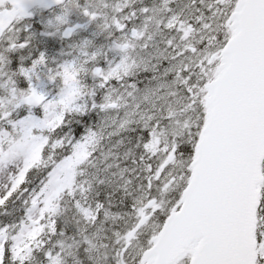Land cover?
I'll return each instance as SVG.
<instances>
[{
	"label": "snow or ice",
	"instance_id": "6c2138e0",
	"mask_svg": "<svg viewBox=\"0 0 264 264\" xmlns=\"http://www.w3.org/2000/svg\"><path fill=\"white\" fill-rule=\"evenodd\" d=\"M0 264H264V0H0Z\"/></svg>",
	"mask_w": 264,
	"mask_h": 264
}]
</instances>
